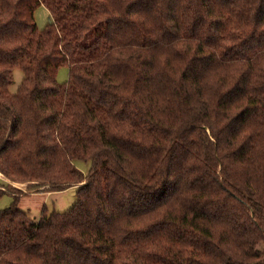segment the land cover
Here are the masks:
<instances>
[{"label":"trees","instance_id":"trees-1","mask_svg":"<svg viewBox=\"0 0 264 264\" xmlns=\"http://www.w3.org/2000/svg\"><path fill=\"white\" fill-rule=\"evenodd\" d=\"M0 172V264H264V0H0Z\"/></svg>","mask_w":264,"mask_h":264},{"label":"rangeland","instance_id":"rangeland-1","mask_svg":"<svg viewBox=\"0 0 264 264\" xmlns=\"http://www.w3.org/2000/svg\"><path fill=\"white\" fill-rule=\"evenodd\" d=\"M34 17L39 28H44L49 20L50 13L44 5H39L34 10ZM68 77V68L61 65L56 73V79L63 82ZM22 78V71L19 67L13 69V81L10 90L15 91ZM84 174H87L90 168V161L76 159L73 161ZM78 185H71L62 190L47 191L41 187H34L28 182L14 181L0 172V209L9 205L13 200L12 195H18L17 204L25 210L32 218L37 219L43 206L48 210H67L76 199V189ZM1 192H4L1 194Z\"/></svg>","mask_w":264,"mask_h":264}]
</instances>
